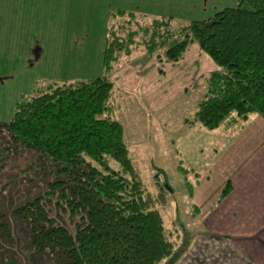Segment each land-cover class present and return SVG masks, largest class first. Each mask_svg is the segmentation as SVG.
<instances>
[{"label":"trees","instance_id":"obj_1","mask_svg":"<svg viewBox=\"0 0 264 264\" xmlns=\"http://www.w3.org/2000/svg\"><path fill=\"white\" fill-rule=\"evenodd\" d=\"M109 16L100 77L50 83L0 123L1 151L32 157L30 166L60 165L45 191L19 205L0 202V264H172L186 253L187 242L175 247L152 207L122 125L102 117L121 89L111 76L133 52L177 63L196 44L219 68L187 124L213 131L228 119L241 127L250 115L264 118V0H237L177 29L171 17L145 20L120 9ZM231 190L227 182L220 200Z\"/></svg>","mask_w":264,"mask_h":264},{"label":"rangeland","instance_id":"obj_2","mask_svg":"<svg viewBox=\"0 0 264 264\" xmlns=\"http://www.w3.org/2000/svg\"><path fill=\"white\" fill-rule=\"evenodd\" d=\"M126 1L0 0V123L12 120L15 104L23 97H30L50 83L75 84L100 77L103 49L112 23L109 11L124 9L122 5L136 10L148 2ZM180 1L183 3L176 4ZM236 5L237 0H163L156 18L171 17V26L177 29ZM141 54L139 50L130 58H123L116 72L131 62L124 61ZM191 59L158 66L159 85L151 100H147L152 112L144 109L138 92L125 91L115 84L121 89L114 90L110 112L102 116L122 125L129 158L152 198V207L160 213L170 240L175 247L185 242L189 245L182 257L196 237L203 235L190 191L197 184V176H203L210 167L214 158L210 146L218 141L224 126L209 131L198 124H187L203 98V87L211 73L197 68L201 60L192 65ZM120 74L138 77L137 69L132 68ZM178 95L181 96L166 103ZM229 127L238 126L231 123ZM2 134L9 138L5 130ZM6 145L7 141L0 138V202L11 198L14 205L22 204L58 179L54 172L59 164L30 166L32 157L17 158L14 152L8 155L1 151ZM110 165L117 169L115 161L111 160ZM214 179L216 183L215 176Z\"/></svg>","mask_w":264,"mask_h":264},{"label":"crops","instance_id":"obj_3","mask_svg":"<svg viewBox=\"0 0 264 264\" xmlns=\"http://www.w3.org/2000/svg\"><path fill=\"white\" fill-rule=\"evenodd\" d=\"M147 1L140 4L141 8L138 5L136 10H129L130 7L125 5L121 10L151 20L153 16H159L156 10L163 0ZM179 3L183 1L176 2ZM188 57L192 58L191 64L201 60L196 66L204 73L210 71L209 77L219 70L193 44L177 63L167 64L143 54L122 66L120 71H115L111 80L125 91L138 92L144 109L152 112L147 100H151L152 92L159 85L158 66L162 63L177 65ZM131 68L138 71L136 79L120 74ZM180 96L172 97L166 103ZM232 122L228 119L222 124L225 127H222L218 141L210 146L214 157L210 167L203 176H197V184L192 189L191 198L203 235L196 237L187 254L173 264H264V118L250 115L237 128L229 127ZM214 176L218 180L216 183ZM227 182H230L232 190L220 200Z\"/></svg>","mask_w":264,"mask_h":264}]
</instances>
